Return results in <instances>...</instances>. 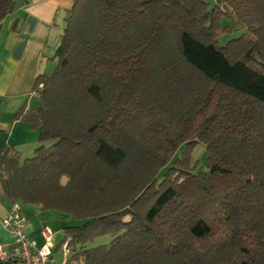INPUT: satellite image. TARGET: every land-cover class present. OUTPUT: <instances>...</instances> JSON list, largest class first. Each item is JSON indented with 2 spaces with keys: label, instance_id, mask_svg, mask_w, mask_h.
Here are the masks:
<instances>
[{
  "label": "trees",
  "instance_id": "trees-1",
  "mask_svg": "<svg viewBox=\"0 0 264 264\" xmlns=\"http://www.w3.org/2000/svg\"><path fill=\"white\" fill-rule=\"evenodd\" d=\"M213 4L67 9L39 103L14 115L39 144L0 149V194L78 222L63 228L74 264H264V0Z\"/></svg>",
  "mask_w": 264,
  "mask_h": 264
},
{
  "label": "crops",
  "instance_id": "crops-1",
  "mask_svg": "<svg viewBox=\"0 0 264 264\" xmlns=\"http://www.w3.org/2000/svg\"><path fill=\"white\" fill-rule=\"evenodd\" d=\"M72 1L15 0L12 12L0 20V149L12 147L22 158L30 157L26 155L38 146L39 129L14 115L22 106L29 110L39 103L31 88L37 75L49 74L55 66V48ZM47 69H51L49 73ZM8 206L9 201L0 194V219ZM20 208L22 214L33 213L25 232L39 246L40 227L47 224L34 217L43 210L37 204L20 203ZM6 232L0 220V243L10 246L12 238Z\"/></svg>",
  "mask_w": 264,
  "mask_h": 264
},
{
  "label": "built area",
  "instance_id": "built-area-1",
  "mask_svg": "<svg viewBox=\"0 0 264 264\" xmlns=\"http://www.w3.org/2000/svg\"><path fill=\"white\" fill-rule=\"evenodd\" d=\"M26 218L18 201L9 202L6 215L0 220L12 243L10 246L0 243V264H74L68 241L64 238L59 245L54 244L55 231L48 225L40 227L42 242L37 246L35 240L26 235ZM57 251L59 259L54 257Z\"/></svg>",
  "mask_w": 264,
  "mask_h": 264
},
{
  "label": "rangeland",
  "instance_id": "rangeland-1",
  "mask_svg": "<svg viewBox=\"0 0 264 264\" xmlns=\"http://www.w3.org/2000/svg\"><path fill=\"white\" fill-rule=\"evenodd\" d=\"M215 3V1H211V3L209 4V8H211ZM222 24H226L229 23L228 20L226 18H222L221 19ZM240 34V32H237L236 29H232L231 31L222 33V35L218 38V43L220 45H224L225 42H227L229 39L238 36ZM51 69H47L46 72L49 73ZM194 149L191 151L190 153V164L191 166H195V169L197 170H205V159L207 157V152L205 150L204 144L202 143H198L195 147H193ZM183 148L181 147H177V150L175 152V155H179L182 152ZM29 155L26 156H32L33 151H31L30 153H28ZM62 177V181H63ZM25 204V203H24ZM25 206H23L24 208ZM24 215L27 216V220H32L33 218V213H28L23 211ZM35 219H39L42 220V224H47L48 227L50 226L53 231H55V237H54V241L56 245H59V243H61L64 239V230L63 228L65 226L68 225H72V224H79L78 222H75L74 220H72L71 218H61V216L56 213L55 211L52 210H44L40 213V215L38 217H34ZM111 240V236L110 235H102V236H98L96 238H94L91 241H88V243L86 244L87 247H94L100 244H106L108 243V241ZM60 253L59 251H57L55 253V256L57 259H59Z\"/></svg>",
  "mask_w": 264,
  "mask_h": 264
},
{
  "label": "clouds",
  "instance_id": "clouds-1",
  "mask_svg": "<svg viewBox=\"0 0 264 264\" xmlns=\"http://www.w3.org/2000/svg\"><path fill=\"white\" fill-rule=\"evenodd\" d=\"M67 180H68V177L65 176V177L63 178V181H62V182H63L64 184H66V183H67Z\"/></svg>",
  "mask_w": 264,
  "mask_h": 264
}]
</instances>
